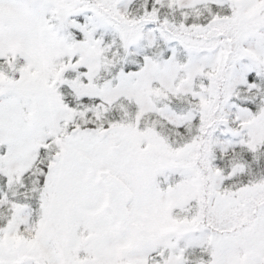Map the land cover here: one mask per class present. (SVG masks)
Returning <instances> with one entry per match:
<instances>
[{
	"label": "snow or ice",
	"instance_id": "obj_1",
	"mask_svg": "<svg viewBox=\"0 0 264 264\" xmlns=\"http://www.w3.org/2000/svg\"><path fill=\"white\" fill-rule=\"evenodd\" d=\"M0 264H264V0H0Z\"/></svg>",
	"mask_w": 264,
	"mask_h": 264
}]
</instances>
